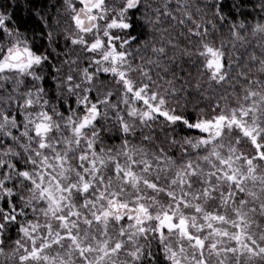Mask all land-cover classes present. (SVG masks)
Listing matches in <instances>:
<instances>
[{
	"label": "snow or ice",
	"instance_id": "1",
	"mask_svg": "<svg viewBox=\"0 0 264 264\" xmlns=\"http://www.w3.org/2000/svg\"><path fill=\"white\" fill-rule=\"evenodd\" d=\"M0 264H264V0H0Z\"/></svg>",
	"mask_w": 264,
	"mask_h": 264
},
{
	"label": "trees",
	"instance_id": "2",
	"mask_svg": "<svg viewBox=\"0 0 264 264\" xmlns=\"http://www.w3.org/2000/svg\"><path fill=\"white\" fill-rule=\"evenodd\" d=\"M22 14V13H21Z\"/></svg>",
	"mask_w": 264,
	"mask_h": 264
}]
</instances>
